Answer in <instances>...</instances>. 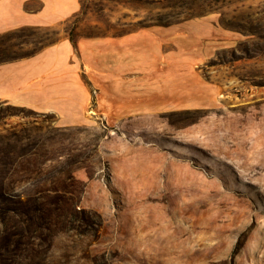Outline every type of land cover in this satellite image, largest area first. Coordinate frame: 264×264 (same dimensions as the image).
I'll return each instance as SVG.
<instances>
[{"label": "rangeland", "instance_id": "obj_1", "mask_svg": "<svg viewBox=\"0 0 264 264\" xmlns=\"http://www.w3.org/2000/svg\"><path fill=\"white\" fill-rule=\"evenodd\" d=\"M12 1L1 227L40 264H264V0Z\"/></svg>", "mask_w": 264, "mask_h": 264}, {"label": "crops", "instance_id": "obj_2", "mask_svg": "<svg viewBox=\"0 0 264 264\" xmlns=\"http://www.w3.org/2000/svg\"><path fill=\"white\" fill-rule=\"evenodd\" d=\"M28 21L26 13L20 12L12 0H0V31ZM33 70L26 58L1 62L0 98L14 104L36 106V102L27 97L29 83L34 79Z\"/></svg>", "mask_w": 264, "mask_h": 264}, {"label": "trees", "instance_id": "obj_3", "mask_svg": "<svg viewBox=\"0 0 264 264\" xmlns=\"http://www.w3.org/2000/svg\"><path fill=\"white\" fill-rule=\"evenodd\" d=\"M36 212L28 216L29 227H53L62 226L67 220L62 213L51 214L44 209V204ZM18 215L17 212L14 213ZM2 218L0 215V264H13L17 258H23L27 261L26 264H40L42 257H39L36 250L32 247V243L25 242L19 232L12 229L1 227ZM23 236V235H22ZM39 237V236H38Z\"/></svg>", "mask_w": 264, "mask_h": 264}]
</instances>
